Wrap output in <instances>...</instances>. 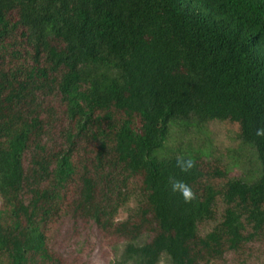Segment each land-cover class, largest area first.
<instances>
[{
  "label": "trees",
  "instance_id": "obj_1",
  "mask_svg": "<svg viewBox=\"0 0 264 264\" xmlns=\"http://www.w3.org/2000/svg\"><path fill=\"white\" fill-rule=\"evenodd\" d=\"M210 121L236 125L252 176L159 155L173 127ZM262 127L264 0H0V264H65L48 246L62 215L123 230L109 264H212L264 242Z\"/></svg>",
  "mask_w": 264,
  "mask_h": 264
},
{
  "label": "rangeland",
  "instance_id": "obj_2",
  "mask_svg": "<svg viewBox=\"0 0 264 264\" xmlns=\"http://www.w3.org/2000/svg\"><path fill=\"white\" fill-rule=\"evenodd\" d=\"M46 103L55 107L58 115L50 131L55 143H59L61 138L58 133L65 126L60 116L61 108L57 106L55 98L49 97ZM236 133L235 124L220 121H210L199 129L191 127L186 131L181 130V127H173L159 155L165 156L176 151L191 152L203 161L217 160L226 168L230 178L252 176L256 169L254 157L247 148L240 146ZM91 149L90 144L81 143L77 154L90 156ZM129 207L118 212L115 218L117 222L125 219ZM210 227V224L199 227V234L208 232ZM123 238L122 229L100 231L91 221L62 215L49 228L48 246L65 264H109L113 258L114 245ZM243 248L235 256L226 254L212 264H264V242H252Z\"/></svg>",
  "mask_w": 264,
  "mask_h": 264
},
{
  "label": "clouds",
  "instance_id": "obj_3",
  "mask_svg": "<svg viewBox=\"0 0 264 264\" xmlns=\"http://www.w3.org/2000/svg\"><path fill=\"white\" fill-rule=\"evenodd\" d=\"M255 134L258 137H264V127L258 128ZM176 166L181 170V172L190 173L194 168H196L197 162L191 155L180 154L176 157ZM169 183L171 185L172 192L179 193L185 203H191L197 199V193L187 182L170 177Z\"/></svg>",
  "mask_w": 264,
  "mask_h": 264
}]
</instances>
